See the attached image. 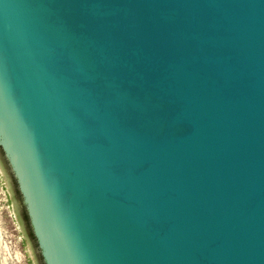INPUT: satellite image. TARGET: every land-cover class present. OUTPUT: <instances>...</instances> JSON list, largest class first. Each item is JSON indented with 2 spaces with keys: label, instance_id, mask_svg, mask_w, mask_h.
<instances>
[{
  "label": "water",
  "instance_id": "1",
  "mask_svg": "<svg viewBox=\"0 0 264 264\" xmlns=\"http://www.w3.org/2000/svg\"><path fill=\"white\" fill-rule=\"evenodd\" d=\"M0 153L43 264H264V0H0Z\"/></svg>",
  "mask_w": 264,
  "mask_h": 264
},
{
  "label": "rangeland",
  "instance_id": "2",
  "mask_svg": "<svg viewBox=\"0 0 264 264\" xmlns=\"http://www.w3.org/2000/svg\"><path fill=\"white\" fill-rule=\"evenodd\" d=\"M19 257V258H17ZM0 153V264H41Z\"/></svg>",
  "mask_w": 264,
  "mask_h": 264
},
{
  "label": "flooded vegetation",
  "instance_id": "3",
  "mask_svg": "<svg viewBox=\"0 0 264 264\" xmlns=\"http://www.w3.org/2000/svg\"><path fill=\"white\" fill-rule=\"evenodd\" d=\"M16 192H17V191H16ZM17 194H18V193H17ZM21 209H22V207H21ZM22 212H23V216H24V218H25V221H26V223H27V226H28V228H29V233H31V231H30V227H29V223H28V219H27V215H26L24 209H22ZM30 236H31V234H30ZM31 239L33 240V242H34V244H35V240H34V238H33V235H32V237H31ZM36 252H37V250H36ZM37 254H38L39 258H40V261H41L40 263L43 264V263H42V260H41V257H40V255H39L38 252H37Z\"/></svg>",
  "mask_w": 264,
  "mask_h": 264
},
{
  "label": "trees",
  "instance_id": "4",
  "mask_svg": "<svg viewBox=\"0 0 264 264\" xmlns=\"http://www.w3.org/2000/svg\"><path fill=\"white\" fill-rule=\"evenodd\" d=\"M29 234H31V237H32V233H29Z\"/></svg>",
  "mask_w": 264,
  "mask_h": 264
},
{
  "label": "bare ground",
  "instance_id": "5",
  "mask_svg": "<svg viewBox=\"0 0 264 264\" xmlns=\"http://www.w3.org/2000/svg\"><path fill=\"white\" fill-rule=\"evenodd\" d=\"M17 258H19V257H17Z\"/></svg>",
  "mask_w": 264,
  "mask_h": 264
}]
</instances>
